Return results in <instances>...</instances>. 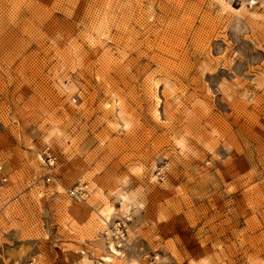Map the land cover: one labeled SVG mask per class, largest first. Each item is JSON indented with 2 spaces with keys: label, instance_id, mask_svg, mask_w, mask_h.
I'll return each instance as SVG.
<instances>
[{
  "label": "rangeland",
  "instance_id": "374dc122",
  "mask_svg": "<svg viewBox=\"0 0 264 264\" xmlns=\"http://www.w3.org/2000/svg\"><path fill=\"white\" fill-rule=\"evenodd\" d=\"M0 164V264H264V0H0Z\"/></svg>",
  "mask_w": 264,
  "mask_h": 264
},
{
  "label": "built area",
  "instance_id": "2783aa9c",
  "mask_svg": "<svg viewBox=\"0 0 264 264\" xmlns=\"http://www.w3.org/2000/svg\"><path fill=\"white\" fill-rule=\"evenodd\" d=\"M251 3L254 4L255 0H251ZM39 158L46 168V172L43 176L44 181L53 187H59L62 185L61 176L59 172H57L58 165L60 163L59 155L54 151V149L45 144L39 151ZM1 168L2 166L0 164V169ZM6 181V175L0 177V182ZM65 190L67 195L74 201H87L90 198L89 185L84 182L67 187ZM30 264H32V262H30Z\"/></svg>",
  "mask_w": 264,
  "mask_h": 264
},
{
  "label": "bare ground",
  "instance_id": "6f19581e",
  "mask_svg": "<svg viewBox=\"0 0 264 264\" xmlns=\"http://www.w3.org/2000/svg\"><path fill=\"white\" fill-rule=\"evenodd\" d=\"M110 212V211H109ZM102 213H103V211H102ZM105 214V213H104ZM109 216V215H108ZM109 219V218H108ZM107 220V219H106ZM112 249L115 251V249H114V247H112ZM116 252V251H115ZM110 261V260H109Z\"/></svg>",
  "mask_w": 264,
  "mask_h": 264
}]
</instances>
